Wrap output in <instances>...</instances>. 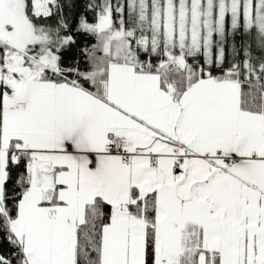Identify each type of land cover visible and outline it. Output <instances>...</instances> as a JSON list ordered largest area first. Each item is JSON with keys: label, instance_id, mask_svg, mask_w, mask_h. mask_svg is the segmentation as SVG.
<instances>
[{"label": "snow or ice", "instance_id": "6c2138e0", "mask_svg": "<svg viewBox=\"0 0 264 264\" xmlns=\"http://www.w3.org/2000/svg\"><path fill=\"white\" fill-rule=\"evenodd\" d=\"M0 264H264V0H0Z\"/></svg>", "mask_w": 264, "mask_h": 264}]
</instances>
